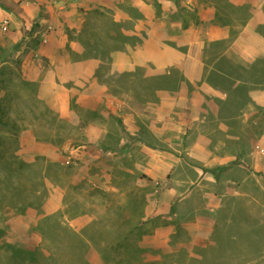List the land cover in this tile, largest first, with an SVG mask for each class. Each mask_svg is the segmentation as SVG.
I'll use <instances>...</instances> for the list:
<instances>
[{
	"label": "rangeland",
	"instance_id": "obj_1",
	"mask_svg": "<svg viewBox=\"0 0 264 264\" xmlns=\"http://www.w3.org/2000/svg\"><path fill=\"white\" fill-rule=\"evenodd\" d=\"M87 1L64 0L61 17H68V22H73L77 17L74 9H87L85 8L88 5ZM148 1L152 2L153 9L156 8V15L147 17L143 21L158 30L160 37L162 35L168 37L166 27L169 28L172 21L183 19L184 24H181V27L184 28L195 24V17L188 13L184 14L180 10L179 13H171L167 5L156 3L154 0ZM181 1L175 0L178 4L182 3ZM204 1L206 6L214 7L212 5L214 2L223 0ZM232 1L240 6L234 10L236 18L239 16L238 11H242L245 12L242 19L245 20L247 14L251 13L252 17L250 19L247 17L248 21L255 16L258 25L264 22V0ZM2 3L12 10L16 9V0H2ZM116 4L132 15L140 14L131 4V0H122ZM246 4H250V7L245 9ZM226 9L225 6L222 8L223 11ZM229 9L233 13V9L231 7ZM87 11L84 27L79 35L85 43H93L96 39L98 45L93 52L103 53V48H99L100 44L118 43L106 37L110 25L107 23L110 10L105 5L99 4ZM239 21L241 20L233 22L234 29L238 31L242 27ZM35 25L33 24L34 27ZM123 25L130 29L133 22L127 21ZM110 26L113 33L119 29L118 25ZM9 31L10 29L5 30L0 23V133L5 135L2 149H7L10 153L15 150L17 155L27 161L44 157L48 163L55 164L50 165L51 169L46 172L44 184L38 183L41 169L37 165L25 170L21 173L22 176L12 178L18 191L36 190L32 191L34 193L31 194L29 200L31 202L18 197L5 198L0 194V264H23L24 259L26 260L24 264H86V261L88 264H119L102 256V251L111 253L108 246L103 243V239L108 241L113 238L112 222L116 220L117 209L125 207L130 200L143 205L144 208L139 210L133 207L122 208L123 219L128 213L137 214L145 216V220L155 218L158 224L154 229L151 227L152 224L146 225L145 231L152 232L145 234L139 242L146 249L144 258L148 261L168 262L172 257L173 264H264V190L262 188L264 182L261 180V184H258L250 178L239 188L240 191L249 194L248 207L237 202L242 210L237 206L233 208L232 206L237 204L231 202L232 205L229 204L231 207L223 213L225 218L220 220L215 229V217L219 207L214 212L203 208L187 211V207L179 204L173 215L147 216L146 206L149 200L178 204L180 195L184 193L180 191L173 200L168 199L165 177L160 178L159 183L153 181L146 186L139 185L138 178L147 179V177H143L142 172L135 169V164L145 163L147 157L140 150V145L135 144V135L148 137L150 133L145 126L138 132L130 131L125 126L123 117L127 122L139 120L142 126L144 124L142 121L150 120L148 117L150 112L146 104L150 102L178 104L183 101L158 97L153 92L154 88L150 87L152 84L148 83L150 79L129 80L128 76L121 73L108 74L110 67L102 63L96 70L99 84L86 89L84 96L78 95L81 90L74 87L73 91L77 93L73 95L69 92V96L65 97L67 102L65 107L68 108L66 110L74 111L73 119L79 120V124H74L70 116H62L34 92L36 83L29 85L23 83L21 56L34 50L30 47L34 48L38 45L39 35L31 38L29 42V36L34 34L28 28L22 29L20 38L10 35ZM68 34L73 36L70 30ZM189 36L185 34L177 37L175 41L183 47L187 46ZM126 39L128 43L138 41L131 36ZM242 40L246 45L253 46L251 49L254 51L262 47L250 36L242 37ZM26 45L30 47L25 48ZM158 51L165 52L161 48H158ZM15 55L19 56L14 63L12 59L14 60ZM8 56L10 59L6 60ZM11 61L15 65L11 66ZM137 72L140 77L144 73V68ZM174 77L170 79L168 76L167 80L156 78L153 79V83H162L168 87V84L173 83ZM178 77L181 78L180 75ZM179 81L176 85L170 86L175 88ZM110 105H113V108ZM113 109L117 110L114 111L116 115L113 114ZM140 112L143 113L142 118L138 117ZM119 113L123 116H118ZM255 115H258L259 120L262 121L264 113L259 111ZM92 123L98 127L94 126L93 130L90 129L91 137L86 138V129ZM103 125L107 126L111 136L106 141H96L104 134ZM162 135L167 136L165 133ZM123 137L126 142L121 143ZM183 146L160 141L157 147L162 152L179 154L178 150ZM4 163L6 167H2ZM56 163L63 169L58 168ZM15 167L14 159L10 155L0 160L1 188H5L7 185L5 179L8 173L15 171ZM182 171L184 170L180 168L179 176H182ZM11 186L9 190H13ZM226 202L228 206V200ZM29 203L32 206L26 207ZM158 216L160 218H157ZM196 216H202L204 220L209 219L211 224L204 222L189 224L195 222ZM254 219H258L261 224L257 233L249 225ZM57 220L77 232H82L87 239H90L88 247L84 248L66 230L56 228ZM229 231L238 232L241 237L230 241L227 238ZM257 238L263 245L260 256H256L253 251L255 249L253 244L258 240ZM226 241L232 242L231 245H226ZM218 242L223 246L217 247ZM20 248L26 252L23 256L17 254V249ZM33 248L40 250L36 259L30 258L27 254V251ZM180 250H186L187 253L182 254Z\"/></svg>",
	"mask_w": 264,
	"mask_h": 264
},
{
	"label": "crops",
	"instance_id": "obj_2",
	"mask_svg": "<svg viewBox=\"0 0 264 264\" xmlns=\"http://www.w3.org/2000/svg\"><path fill=\"white\" fill-rule=\"evenodd\" d=\"M120 1L88 0L87 9H74L77 17L71 23L68 17H61L64 0H16L14 10L1 2L0 23L5 30L10 29V35L20 38L22 29L27 28L34 34L29 36V42L39 35L36 47L25 46L34 50L21 56L23 78L38 83L37 94L50 108L62 116H70L74 124H79V120L73 119L74 111L66 110L65 97L69 96V92L73 95L77 93L73 91L74 87L81 90L78 95L84 96L86 89L100 83L96 70L105 60L99 55H88L79 34L83 30L87 10L99 4L105 5L112 12L113 21L120 25L133 22L132 28L121 25L118 33L112 35L113 38L118 37L117 44L122 46L110 51L108 74L128 73L130 78L135 79L137 70L144 68L141 76L153 78L169 76L170 70L176 68L181 76L175 88L159 87L153 92L158 97L173 98L183 103L146 104L150 120L142 121V126L139 120L127 122L123 117L130 131L138 132L145 126L150 133L148 137L135 135V144L140 145V150L147 157L145 163L135 164V169L147 177L138 178L139 185L146 186L153 181L159 183V179L165 177L167 198L173 200L176 193L182 191L184 194L180 195L179 203L175 206L177 209L179 204L183 205L187 211L203 208L214 212L224 204L228 195L249 196L239 190L249 178L258 184L260 180L264 182V117L260 121V117L255 115L259 111L264 113V81L255 80L260 77L253 74L241 79L221 71H218V75L229 82L227 86L224 82L213 81L209 74L214 63H208V50H211V46L218 48V42L225 41L218 52L220 58L248 65L256 62L257 68L261 65L264 68L263 61L258 60L264 58V36L257 32V18L254 16L242 26L240 33L232 39L231 26L214 23L216 9L206 6L205 1L182 0L178 4L175 0H154L167 5L171 13H179L180 10L196 20L193 26L186 28L181 27L183 19L172 21L171 26L166 27L168 37H160L158 30L143 21L156 15V8L151 7L152 2L131 0V4L140 12L132 15L125 8L117 6L116 3ZM33 24H36L35 27ZM66 27L73 36H69ZM185 34L190 36L188 45L183 47L175 40ZM127 36H133L138 41L127 43ZM247 36L261 44V49L254 51L251 49L253 46L243 43L242 37ZM111 38L109 40H113ZM158 48L165 52L160 53ZM18 56H14V63ZM13 62H9L11 66L15 65ZM110 106L113 108V105ZM114 111L117 110H112L116 115ZM118 116L123 115L119 113ZM142 116V112L138 113L139 118ZM94 126L98 127L95 123L88 126L86 138L91 137L90 129L93 130ZM103 127L104 134L96 141H106L111 136L107 126ZM164 133L167 136L162 135ZM124 139L120 142H126ZM160 141L184 146L179 148V154L166 153L157 147ZM180 168L184 170L182 176H179ZM262 188L264 190V184ZM171 206V202L149 200L147 216L168 215ZM203 218L196 216L195 222L189 224H211L209 219Z\"/></svg>",
	"mask_w": 264,
	"mask_h": 264
},
{
	"label": "trees",
	"instance_id": "obj_3",
	"mask_svg": "<svg viewBox=\"0 0 264 264\" xmlns=\"http://www.w3.org/2000/svg\"><path fill=\"white\" fill-rule=\"evenodd\" d=\"M1 2H2V0H0V3ZM212 5H214V7L216 9L215 17H214V23L231 26L232 39H234L235 36H237V34L240 31V30L238 31V30L234 29L233 22L241 20V21H239V23H241L242 26H244L248 22L250 17H252L251 13L250 14L248 13L247 17L249 19L246 17L244 20L242 18L244 17L245 12L238 11L239 16H241V17L238 16L236 18L234 16V13H235L234 10L240 6L233 3L232 0H223L222 2H219V1L214 2V4H212ZM224 6L227 7L226 11L222 10V8ZM229 7H231L233 9V13L230 11ZM244 7L246 9V7L247 8L250 7V4H246ZM263 11H264V8H263ZM108 17H109V21L107 23H109L110 25L111 24L112 25H118L119 28L121 27V25L123 26V23L120 25L118 22L113 21V16H112L111 11H109ZM110 25L108 26V29L106 31V37H110V38L112 37L111 39H113V41H117L118 37L116 36V38H113L115 35L113 34V32H111L112 29H111ZM256 29H257L258 33H260L264 36V22L259 24ZM118 30L114 33H118ZM112 35H114V36H112ZM128 37L129 36H127L126 38H128ZM131 38H133V37L131 36ZM83 42H84V40H83ZM126 42H127V39H126ZM218 43H219L217 45L218 48H212L213 46H211V50H208L209 55H210V57H209L210 61H208V63L209 64H211L212 62L214 63V65H213L214 67L210 70V74H209L210 79H212L213 81L220 82V84H221V82H224V84L227 86V84L229 82L227 80L225 81L224 78H222L218 75V73H219L218 71H221V72H226L229 75H235L236 77H240L241 79H245L246 75H248V74H250V75L253 74V75L260 77V78H258L255 76L256 77L255 80L264 81V68L262 67L261 64H260L261 66L259 68H257L256 62L253 65L252 64L248 65V64L242 63L240 61L231 62L225 57L220 58L219 57L220 54L218 52L222 50L223 44H225L226 42L225 41H219ZM84 44H85L86 52L88 55H99L102 59L105 60L104 64H108V67H110V59H111L110 51L113 49H118L120 46H122V45H118L117 43H106V42H104V44L99 45V48H103L104 52L103 53H94L93 49H95V47H97V45H98L96 42V39H94L93 43H85L84 42ZM210 45H214V43H211ZM8 59H10V56H8L6 58V60H8ZM258 60L261 63H262V61L264 63V58H261ZM12 61H13V59H12ZM214 68H216L217 71H214L215 70ZM171 71L177 72L178 74L177 75L171 74L172 73ZM179 73L180 72H178V70L176 68H173L172 70H170V74H169L170 79L173 76H175L173 78L174 81H172L173 82L172 84L176 85V82L181 79L178 77L180 75ZM121 74L128 76L129 80H136L137 78H139L140 80L150 79V81L148 83H150V85L152 84L150 87H152L154 89L159 88V87H164V88L167 87V86H164V84H162V83H153V79L159 78L162 80H167L166 78L168 77V75H160V76H156L153 78H144L142 76L138 77V75H137L135 79H132L129 77L128 73H121ZM96 76H97V71H96ZM23 83H25L27 85L32 84V83H36V89L34 90V92L37 93V87H38L37 82H31V81H28V80L23 78ZM172 84H168V87H171L170 85H172ZM4 138H5V135L0 133V160H4L6 155H10V157L12 159H14V163H15L16 167L14 169L15 171H11L10 173H8L9 175L5 179V182L7 185H5V188L0 187V194H1V196L5 197V198L18 197V198H20L22 200H26V202H28L29 200H31V197L36 190L35 189L29 190V189H23L22 188L23 190L18 191V188L14 185V181L12 178H14L15 176L16 177L22 176L21 173H23L25 170H28L29 168L37 165L41 169V173L39 174V177H38L39 178L38 183L44 184V181H45L44 179L47 176L46 174L49 172V169H51L50 165H54L55 163H48L47 159L44 157H42L41 159H38V160H34V161H27V160L21 158L19 155H17L15 150H12L11 153L8 152L7 149L3 150L2 147L4 146V141H3ZM40 161H42V162H40ZM56 166H58V168H60V169H63V167L58 163H56ZM2 167H6V163H4V166L2 165ZM9 186H11L13 188V190H9ZM32 191H34V192H32ZM8 193H10V195ZM227 200H228V206H226ZM238 200L241 201V203ZM247 200H248V196H246V195L245 196L244 195L243 196H229V195L226 196L224 199V204L219 207V209L216 213V217H215L216 222H215L214 229L216 228L217 225H219L220 220L225 218L223 213L226 209H229V207H231V206H229V204L230 205L237 204V205L232 206V207L236 208V206H237L238 209L240 208L242 210V208L239 204H241V205L243 204L245 207H248L247 206ZM29 202H31V201H29ZM231 202H232V204H231ZM27 206L31 207L32 205L29 203L28 205H26V207ZM26 207H25V209H26ZM125 207H133V208H136L138 210L144 208L143 205H138L137 202H135L133 200H130ZM125 207H122V208L124 209ZM122 208L119 207L117 209L116 220H113V222H112V227H113L112 232L114 233L113 238L111 240H108V241L103 239V243L106 246H108V249L111 251V253L108 254L107 252L102 251V256L108 260L115 261L116 263H119V264H173L172 263V261H173L172 257L168 260V262H164L163 260L162 261H160V260L148 261L144 258V253L146 252V249L143 248L139 244V242L145 234L152 232V231H148V233H147V231H145L146 225H148L149 223L152 224V226H151L152 229H154L158 226L157 222H155L156 221L155 218L154 219L149 218V219L145 220L144 219L145 216H143V215H141V216L137 215V214L132 215V214L128 213V215L124 214L126 218L123 219L121 216V214L124 212V211H122ZM175 212H176V206L174 203L171 206V210H170L169 214L173 215ZM130 216H133V217L131 218ZM157 218H160V217L158 216ZM249 225L252 226L251 227L252 229L254 228L253 231H255V233H257L256 231L261 227V224L259 223L258 219H254V221H252ZM55 227L58 229L61 228L62 230H66L67 233H70L72 238L75 241H78L80 244H82V246L84 248L88 247V243L90 242L89 241L90 239H87L82 232H77L74 229H72L70 226L63 225L62 222L58 221V220L55 223ZM108 227H109V225H108ZM238 237H241V234H239L238 232L234 233L233 231H229L227 238L230 241H235L238 239ZM256 237H258V236H256ZM217 241H218V239H216V242ZM226 242H227L226 245H231V243H232L229 241H226ZM253 245L255 246L254 248L256 249V251H255V249L253 250L254 253H256V256L262 255V250H263L262 246L263 245H261V243L259 242V239L256 240V243H254ZM221 246H223V245H221V243L219 244V242H218L217 247H221ZM98 250H100V249L98 248ZM25 253L26 252L23 248L17 249V254L19 256H23ZM180 253L185 254V253H187V251L186 250H180ZM27 254L30 256V258L36 259L38 257V254H40V250H39V248H33V249H30L29 251H27ZM25 261L26 260L24 259L23 264ZM86 264H88L87 261H86Z\"/></svg>",
	"mask_w": 264,
	"mask_h": 264
}]
</instances>
